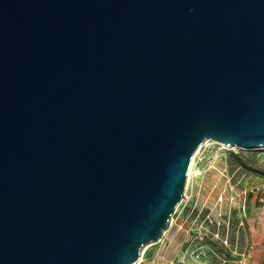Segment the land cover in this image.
<instances>
[{
  "label": "water",
  "instance_id": "obj_1",
  "mask_svg": "<svg viewBox=\"0 0 264 264\" xmlns=\"http://www.w3.org/2000/svg\"><path fill=\"white\" fill-rule=\"evenodd\" d=\"M207 140L264 145V0H0V264H139Z\"/></svg>",
  "mask_w": 264,
  "mask_h": 264
},
{
  "label": "rangeland",
  "instance_id": "obj_2",
  "mask_svg": "<svg viewBox=\"0 0 264 264\" xmlns=\"http://www.w3.org/2000/svg\"><path fill=\"white\" fill-rule=\"evenodd\" d=\"M230 177L236 192L234 202L230 201ZM263 183V152L227 150L207 140L193 154L186 198L177 205L170 229L159 243L145 248L142 258L156 251L165 236L178 235L174 243H183L173 264H264V208L252 197L244 202L241 195L246 186ZM180 222L181 232L176 230ZM200 233L203 240L198 239Z\"/></svg>",
  "mask_w": 264,
  "mask_h": 264
},
{
  "label": "crops",
  "instance_id": "obj_3",
  "mask_svg": "<svg viewBox=\"0 0 264 264\" xmlns=\"http://www.w3.org/2000/svg\"><path fill=\"white\" fill-rule=\"evenodd\" d=\"M182 221V220H181ZM183 222V221H182ZM180 222L178 228L176 230H178L179 232H181V228L183 226V224L181 225ZM178 235H174L172 237H164L161 246L156 250V251H149L148 255L146 257H143L141 262L139 264H167V263H171L173 264L172 259L173 257L176 258V255L178 254V250L179 247L182 245L183 241L181 243H174L175 239H177ZM185 238H188V234L184 235V241ZM165 241V242H164ZM169 242V245H166V242ZM165 245V246H164ZM165 248V250H161V248ZM168 247V248H167Z\"/></svg>",
  "mask_w": 264,
  "mask_h": 264
},
{
  "label": "built area",
  "instance_id": "obj_4",
  "mask_svg": "<svg viewBox=\"0 0 264 264\" xmlns=\"http://www.w3.org/2000/svg\"><path fill=\"white\" fill-rule=\"evenodd\" d=\"M222 147H224L227 150H233V151H243V150H249V151H256V152H263L264 153V145H258L253 148L246 149L245 147H237V146H232L230 144H223L219 143ZM231 177L229 178L228 182L230 183V189L232 191V194L230 196V201L234 202L235 197H236V192L234 189V185L231 183ZM241 195L243 196L244 202L247 200V198L252 197L255 198L258 203H260L261 207L264 208V183L261 184L260 186H246L244 190L241 192ZM245 206V203H243ZM260 207V208H261ZM204 236L200 233L198 236V239L203 240ZM186 257H191L190 254L186 253ZM184 259H186L184 257ZM182 263H185L183 260Z\"/></svg>",
  "mask_w": 264,
  "mask_h": 264
},
{
  "label": "bare ground",
  "instance_id": "obj_5",
  "mask_svg": "<svg viewBox=\"0 0 264 264\" xmlns=\"http://www.w3.org/2000/svg\"><path fill=\"white\" fill-rule=\"evenodd\" d=\"M215 142H217V141H215ZM219 143V142H218ZM191 169H192V167H191ZM191 169H190V173H191Z\"/></svg>",
  "mask_w": 264,
  "mask_h": 264
}]
</instances>
